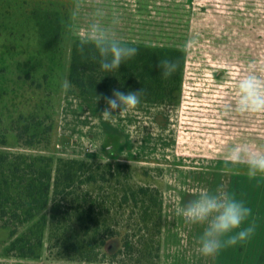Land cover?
Here are the masks:
<instances>
[{"label":"rangeland","instance_id":"obj_1","mask_svg":"<svg viewBox=\"0 0 264 264\" xmlns=\"http://www.w3.org/2000/svg\"><path fill=\"white\" fill-rule=\"evenodd\" d=\"M59 13L62 61L50 64L35 24ZM79 37L185 49L179 100L69 93L71 47ZM8 47L23 50L37 74L56 69L35 98L24 79L1 76L0 153L22 167L20 155L129 164L134 179L158 187L163 199L154 264L228 263L237 220L232 199L239 196L233 179L264 177V0H0V54ZM10 54L0 63L11 72ZM7 89L14 102L1 98ZM20 115L37 124L33 145L26 143L29 133L18 135ZM49 212L24 222L0 215V264H135L103 254L93 262L57 257ZM38 220L41 244L32 228ZM121 245L116 236L102 250L111 254Z\"/></svg>","mask_w":264,"mask_h":264},{"label":"trees","instance_id":"obj_2","mask_svg":"<svg viewBox=\"0 0 264 264\" xmlns=\"http://www.w3.org/2000/svg\"><path fill=\"white\" fill-rule=\"evenodd\" d=\"M48 14L35 24L42 44L40 53L48 55L50 64L58 59L60 63L62 15ZM6 49L0 58L4 60L11 53L7 58H15L10 63L15 70L10 72L8 64L0 63V78L15 75V79H24L34 98L44 95V84L56 64L51 73L37 74L39 70L35 73L32 66L28 67V61L23 60V50L15 54L9 47ZM186 54L180 47L75 38L68 66V92L175 103L181 93ZM1 98L14 102L9 89ZM9 114L15 116L14 112ZM25 119L19 116L23 131L18 135L23 138V134L29 133L31 138L26 143L33 145L39 132L37 124L34 126ZM20 157L26 163L24 167L20 161L10 162L8 156L0 153V215L24 222L49 207L50 248H56L60 258L93 262L103 254L112 262L130 259L135 264H154L155 251L159 249L156 240L163 224V199L158 187L135 180L129 164L60 155ZM234 192L239 195L232 199L237 220L232 224L233 244L227 264H264V177L236 175ZM40 225L38 220L32 228L40 230L41 244ZM15 233L13 229L12 235ZM116 236L122 237V245L107 254L102 247ZM28 253L35 251L25 254Z\"/></svg>","mask_w":264,"mask_h":264}]
</instances>
